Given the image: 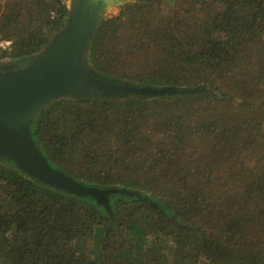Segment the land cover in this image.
I'll use <instances>...</instances> for the list:
<instances>
[{"label": "trees", "instance_id": "obj_1", "mask_svg": "<svg viewBox=\"0 0 264 264\" xmlns=\"http://www.w3.org/2000/svg\"><path fill=\"white\" fill-rule=\"evenodd\" d=\"M100 6L87 71L163 92L35 115L52 168L114 191L81 197L0 153V264H264V0ZM70 15L67 0H0V62L42 55Z\"/></svg>", "mask_w": 264, "mask_h": 264}, {"label": "water", "instance_id": "obj_2", "mask_svg": "<svg viewBox=\"0 0 264 264\" xmlns=\"http://www.w3.org/2000/svg\"><path fill=\"white\" fill-rule=\"evenodd\" d=\"M107 1L75 0L67 26L42 55L24 66L0 65V153L11 157L22 171L48 185L81 197L92 196L101 202L114 190L80 184L52 168L32 140L29 129L40 110L64 96L120 97L163 92L120 86L102 81L87 71L85 45L97 21L99 4Z\"/></svg>", "mask_w": 264, "mask_h": 264}, {"label": "rangeland", "instance_id": "obj_3", "mask_svg": "<svg viewBox=\"0 0 264 264\" xmlns=\"http://www.w3.org/2000/svg\"><path fill=\"white\" fill-rule=\"evenodd\" d=\"M135 0H108L107 2H103L104 4L100 6L99 9V18H107V17H112L115 16L119 13L120 7L127 3V2H134ZM75 4V0H67V6L69 8L70 14L73 11V7ZM71 17V15H70ZM1 47V46H0ZM5 64H10L6 62H0V65H5ZM21 66V65H19Z\"/></svg>", "mask_w": 264, "mask_h": 264}, {"label": "built area", "instance_id": "obj_4", "mask_svg": "<svg viewBox=\"0 0 264 264\" xmlns=\"http://www.w3.org/2000/svg\"><path fill=\"white\" fill-rule=\"evenodd\" d=\"M10 45H11V42H8V41H6V42H1V43H0V46L3 47V48H7V47H9Z\"/></svg>", "mask_w": 264, "mask_h": 264}]
</instances>
